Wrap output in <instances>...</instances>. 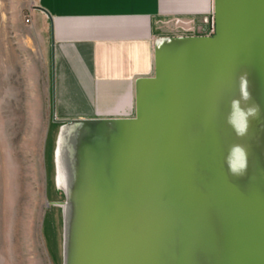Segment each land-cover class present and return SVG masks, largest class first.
<instances>
[{
  "label": "bare ground",
  "instance_id": "1",
  "mask_svg": "<svg viewBox=\"0 0 264 264\" xmlns=\"http://www.w3.org/2000/svg\"><path fill=\"white\" fill-rule=\"evenodd\" d=\"M244 19L247 29L230 56L229 70H234V75H224L223 90L219 82L200 93L198 88L192 89L194 82L187 81L178 84L173 100L175 112L183 118L179 128L181 154L194 159L190 181L203 188L204 179H209L203 162L207 152L223 161L229 178L246 195L260 191L264 196V0H254L251 13ZM178 78L176 75L175 80L181 82ZM161 156L155 136L147 132L140 137L135 130L121 133L113 125L96 123L64 128L57 159L58 185L69 196L65 207L66 264H100V227L108 220L111 229L117 226L120 237L124 229L134 232L141 222L150 228L152 239L156 236V224L166 222L160 211L170 208L172 182L170 167ZM155 194L166 200L159 202ZM197 202L187 199L181 207H203ZM217 207L222 205L207 209L219 214L216 223L221 234V211ZM183 211L177 210L181 217ZM205 212L199 214L202 220ZM196 227L201 228V222ZM199 231L193 230L200 238ZM159 236L149 256L156 260L153 264H170V251L164 246L166 239L170 240L169 230ZM201 253L217 262L211 253Z\"/></svg>",
  "mask_w": 264,
  "mask_h": 264
},
{
  "label": "water",
  "instance_id": "2",
  "mask_svg": "<svg viewBox=\"0 0 264 264\" xmlns=\"http://www.w3.org/2000/svg\"><path fill=\"white\" fill-rule=\"evenodd\" d=\"M253 4L254 0H215L214 36L159 41L155 76L138 84L135 118L78 121L64 124L60 128L55 151V183L65 194L67 200L65 207L69 202V196L67 190L58 185L57 153L64 128L75 123L113 125L121 133L130 129L138 131L140 137L146 132L152 134L161 148L162 160L170 167L172 173L170 208L168 212L160 211L164 212L168 224L157 223L156 236L152 239L150 228L142 222L134 232L128 228L124 229L120 237L117 226L111 229L110 221L108 220V224L106 221L105 225L100 227L98 250L100 264H153L156 260L150 257L148 252L153 248L155 239L159 241L160 233L166 229L169 230L170 240L166 239L164 246L170 251V264H212L214 262L212 258L202 254V251H207V254L211 253L217 258L214 259L217 260L214 264H264L262 192L250 191V195H246L229 178L223 161L220 158L213 159L207 152L208 157L203 155V162L205 171L210 173L209 179H204L203 188L190 181L189 175L193 169L194 159L183 157L181 154L179 128L183 118L179 119L180 114L175 112L177 104L173 100L177 95L178 84L187 81L194 82L195 86L192 89L198 88L200 93L201 90H210L219 82L222 85L220 91L223 90L224 75L231 77L234 75V70L232 72L229 70L230 56L237 51L241 36L247 29L244 18L248 12L251 13ZM176 75L180 77L178 79L181 82L175 80ZM189 91L191 94L194 92L191 89ZM155 196L159 202L166 200L165 196L159 194ZM187 199H193L196 202L194 204L201 201L203 207H181ZM233 204L237 207H233ZM213 205H222L217 207L221 211L219 219L221 234L216 223L219 214L207 209ZM65 207L64 264L67 258ZM181 209L185 210L182 217L177 212ZM204 210L206 214L202 220L199 214ZM198 222H201V228L196 227ZM194 228L200 229V238L198 234L197 238L194 235L196 234L193 232ZM117 257L121 259L120 262L117 261Z\"/></svg>",
  "mask_w": 264,
  "mask_h": 264
},
{
  "label": "crops",
  "instance_id": "3",
  "mask_svg": "<svg viewBox=\"0 0 264 264\" xmlns=\"http://www.w3.org/2000/svg\"><path fill=\"white\" fill-rule=\"evenodd\" d=\"M13 26L24 92L56 125L129 120L138 84L156 72L159 41L211 37L215 0H35ZM215 35V33H214Z\"/></svg>",
  "mask_w": 264,
  "mask_h": 264
},
{
  "label": "rangeland",
  "instance_id": "4",
  "mask_svg": "<svg viewBox=\"0 0 264 264\" xmlns=\"http://www.w3.org/2000/svg\"><path fill=\"white\" fill-rule=\"evenodd\" d=\"M35 0H0V264H64L65 194L55 184L62 126L46 101L24 92L12 27Z\"/></svg>",
  "mask_w": 264,
  "mask_h": 264
},
{
  "label": "built area",
  "instance_id": "5",
  "mask_svg": "<svg viewBox=\"0 0 264 264\" xmlns=\"http://www.w3.org/2000/svg\"><path fill=\"white\" fill-rule=\"evenodd\" d=\"M214 33H215V32L213 31L212 36H214ZM212 36H211V37H212Z\"/></svg>",
  "mask_w": 264,
  "mask_h": 264
},
{
  "label": "flooded vegetation",
  "instance_id": "6",
  "mask_svg": "<svg viewBox=\"0 0 264 264\" xmlns=\"http://www.w3.org/2000/svg\"><path fill=\"white\" fill-rule=\"evenodd\" d=\"M56 184V183H55ZM58 189V188H57Z\"/></svg>",
  "mask_w": 264,
  "mask_h": 264
}]
</instances>
